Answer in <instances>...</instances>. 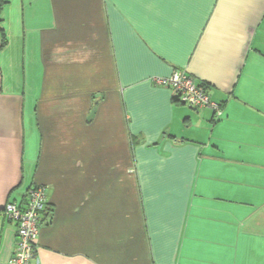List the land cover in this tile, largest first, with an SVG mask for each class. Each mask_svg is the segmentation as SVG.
<instances>
[{
	"label": "crops",
	"instance_id": "crops-1",
	"mask_svg": "<svg viewBox=\"0 0 264 264\" xmlns=\"http://www.w3.org/2000/svg\"><path fill=\"white\" fill-rule=\"evenodd\" d=\"M0 18V264L4 208L36 184L31 264H264V0H0ZM179 69L219 118L156 83Z\"/></svg>",
	"mask_w": 264,
	"mask_h": 264
},
{
	"label": "built area",
	"instance_id": "built-area-1",
	"mask_svg": "<svg viewBox=\"0 0 264 264\" xmlns=\"http://www.w3.org/2000/svg\"><path fill=\"white\" fill-rule=\"evenodd\" d=\"M155 81L170 87L174 96L189 107L198 110L210 108L218 118L223 114L221 104L212 99L208 86L197 82L185 69L176 70L170 77H155ZM25 201L23 205L11 201L4 208L5 216L17 224V247L11 264H31L35 257L37 238L49 207L45 186H32Z\"/></svg>",
	"mask_w": 264,
	"mask_h": 264
},
{
	"label": "trees",
	"instance_id": "trees-1",
	"mask_svg": "<svg viewBox=\"0 0 264 264\" xmlns=\"http://www.w3.org/2000/svg\"><path fill=\"white\" fill-rule=\"evenodd\" d=\"M2 19L0 18V21H1ZM3 27L0 25V31H1V33H2V35H3V45L6 43V41H7V39H6V37H5V34H4V32H3ZM175 99L176 100H178L176 97H175ZM179 101V100H178ZM49 213V212H48Z\"/></svg>",
	"mask_w": 264,
	"mask_h": 264
},
{
	"label": "rangeland",
	"instance_id": "rangeland-1",
	"mask_svg": "<svg viewBox=\"0 0 264 264\" xmlns=\"http://www.w3.org/2000/svg\"><path fill=\"white\" fill-rule=\"evenodd\" d=\"M20 81V80H19ZM20 83H22L21 81H20Z\"/></svg>",
	"mask_w": 264,
	"mask_h": 264
}]
</instances>
